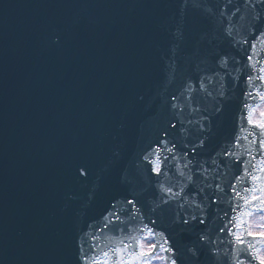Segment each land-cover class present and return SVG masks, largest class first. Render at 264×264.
<instances>
[{"label": "water", "instance_id": "obj_1", "mask_svg": "<svg viewBox=\"0 0 264 264\" xmlns=\"http://www.w3.org/2000/svg\"><path fill=\"white\" fill-rule=\"evenodd\" d=\"M175 1L0 0V264H77L81 242L93 233L105 241L102 217L111 204L123 210L126 196L150 198L143 157L166 130L181 156L204 162L209 175L218 168L225 187L233 180L222 152L234 149L239 134L243 77L236 86L234 70L225 73L211 95L197 91L205 94L199 108L185 104L189 93L180 94L195 56L187 50L163 58L156 41L193 12L195 0ZM185 4L183 16L177 11ZM54 29L64 36L61 48L48 45ZM173 93L183 113L171 107ZM187 110L191 121L180 118ZM177 115L183 126L170 129ZM81 166L86 177L77 173ZM187 176L201 186L197 173ZM172 178L177 184L179 173ZM161 223L183 264H192L188 248L203 226ZM218 225L210 217L208 235L231 255V238L216 240Z\"/></svg>", "mask_w": 264, "mask_h": 264}, {"label": "snow or ice", "instance_id": "obj_2", "mask_svg": "<svg viewBox=\"0 0 264 264\" xmlns=\"http://www.w3.org/2000/svg\"><path fill=\"white\" fill-rule=\"evenodd\" d=\"M231 3V0H229ZM257 5L264 7V0H245V6L253 12V19L260 21L262 13ZM187 8V4H185ZM239 8L236 9V12ZM234 15V13H228ZM224 16V12H221ZM229 43L246 45L244 48V60L231 58L235 64L242 65L237 69L243 76V104L240 114V132L246 135H237L232 141V147L242 148L241 141L247 142L250 147L243 153L235 152L226 147L222 152L223 159L229 161L224 167L234 169L233 180L227 187L223 182L219 169L215 175H209V169L198 162L192 164L198 169V175L202 178L201 186L195 187V180L187 176L183 170L177 169L179 177L190 181L182 184L170 183L172 168L167 165L169 159L165 152L175 157L178 145L175 141L166 139L168 132L157 142L155 148L143 157L151 166L149 168V182L152 192L147 202L138 197H124V202L129 207L121 210L113 203L107 214L102 217L101 231L112 233L101 244L100 238L92 234L85 242H81L77 264H183L180 255V245L174 242L168 228L163 227L162 219H167L171 225L191 226L202 225L195 243L188 248L191 253L192 264H264V57H257V46L264 48V29L253 32L251 39L236 40L233 36L230 22L225 29ZM65 39L61 31L53 30L48 37V45L51 48H61ZM230 57L227 54L220 55L219 66L225 69ZM219 75V73H216ZM203 77L198 78V84L191 81L186 83L181 97L185 92L189 95L185 98V104L189 101L195 104L193 93L197 91L208 92ZM211 80L212 77H207ZM258 82L259 85L258 86ZM233 83L239 86V77H233ZM224 85L222 84L221 87ZM223 96V93H221ZM179 98L175 93L171 95L170 105L183 113L182 107L176 101ZM194 111L199 109L194 108ZM221 111L220 108L216 109ZM246 125V127H245ZM183 126V121L177 120L170 123V129ZM198 147H204L201 140ZM192 155H198L197 146L191 149ZM223 159L221 163H223ZM216 164V161H213ZM78 175L86 177L87 170L81 166L77 169ZM193 193L199 200H192ZM191 201V204L188 202ZM222 205H227L223 207ZM219 221V235L231 239L227 242L233 245L231 255L222 252L219 244L208 235L210 217ZM85 243L88 244L87 249ZM241 256L246 259H241Z\"/></svg>", "mask_w": 264, "mask_h": 264}]
</instances>
